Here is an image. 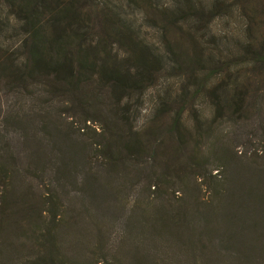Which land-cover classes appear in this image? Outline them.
I'll list each match as a JSON object with an SVG mask.
<instances>
[{
    "label": "trees",
    "instance_id": "obj_1",
    "mask_svg": "<svg viewBox=\"0 0 264 264\" xmlns=\"http://www.w3.org/2000/svg\"><path fill=\"white\" fill-rule=\"evenodd\" d=\"M169 73L187 82L156 96L138 128L141 106L129 104ZM7 98H35L13 125L37 145L34 170L47 169L55 187L47 210L32 203L0 131V264H264V167L235 154L230 176L219 130L220 120H251L264 134V0H0V103ZM65 101L85 121L98 114L100 154L52 120L35 125ZM142 171L118 238L117 219L71 195L114 209ZM101 174L121 182L109 190Z\"/></svg>",
    "mask_w": 264,
    "mask_h": 264
},
{
    "label": "rangeland",
    "instance_id": "obj_2",
    "mask_svg": "<svg viewBox=\"0 0 264 264\" xmlns=\"http://www.w3.org/2000/svg\"><path fill=\"white\" fill-rule=\"evenodd\" d=\"M158 2L159 6L165 4V0H158ZM144 31H146L145 33L152 34L149 30L147 31L146 28H144ZM186 82L187 80L182 76H174L171 73L165 74L164 77L160 80V83H156L155 85H153V87L148 88V90L145 91L144 96L138 103L135 102L134 98V100L131 101V104H129L131 106L130 111L134 113L136 105L139 104L137 105V108L141 106V110H139L140 114L137 115L136 113L134 115L136 117V120H134L135 125L138 128H143L148 125L149 121L151 120L150 116L153 111V104L154 101H156V96L160 94H166L170 91H172L171 93L173 95H175V93L177 95L178 90L182 89ZM204 102L205 101L203 99H198L196 101V106L200 111H203L206 116H209V110H205L207 108V104ZM35 105V98H30L22 101H20L19 99L16 100L14 98H7L6 100H2L0 103V131L7 130V135L11 137L12 146H14L13 149L16 153L15 157L17 156L16 165L18 167L17 173L19 174L17 176H19L23 180V186L25 188H30L28 192L30 193L32 203H41L43 201V209L47 210V208L49 207L47 204L48 201L44 202V200L46 201V199L43 196H45V194L49 195L50 191L52 192V189L55 187V185H52L50 181L51 176L47 169L39 168L37 170H34V154L35 151L38 150L37 145L32 143L31 140H26L24 138L23 130H18L13 125V120L16 114L37 109V107L34 108ZM173 108L174 106H172L171 104L168 106V110ZM49 111V120L44 119L41 116H36V126L39 122H48L52 120V122L56 123L62 130L66 132L69 139L74 138V141L77 140L83 141L86 144H92L93 149H95L94 151L92 150V153L100 154V152H98L99 149H96L95 146L99 145V148H101V139L99 138L98 134L100 133L101 126L103 124L98 118V114L87 112L86 116L91 117L92 121H85V116H83L78 110L71 108V105L66 101L65 103H60L56 106H52ZM35 112L37 113V111ZM171 112L172 111H170V114ZM165 118L167 117L165 116ZM188 122L189 124H191L192 122L190 117L188 119ZM219 122L221 123L219 129L221 134L220 145L226 147L228 149V152L230 151L232 156V159L230 160L229 175H234L232 169H234L235 167V162H238L237 159H234L233 157V155L235 154L241 156H252L257 162L256 164H252L256 165V167H264V163H259L262 161V156H255L256 151L261 150V147H263L262 142L264 140V134H262L261 130L257 129L255 126H253V129H251V120H245L244 122L240 123V125H233L228 120H220ZM13 128L16 129L15 132H11ZM212 141L213 140L210 139L207 146H210L209 144L214 142ZM47 145H51V142H47ZM41 150L44 151L42 147ZM42 151H40L41 159L44 158V154ZM49 151L50 150H48V153H50ZM87 172L88 169L86 168H84L82 171V173ZM144 172L145 171H142L139 176L133 178V182L131 181V187H133V185L135 186L132 190L131 196L126 200L124 205L122 203H119L114 209L111 210H109L108 204L103 203V201H105V198H103V200L100 199L89 201L91 198L87 197V200L80 203V196L75 195L78 193V189H74L71 192V195H74L73 197H76L78 199V202L76 201L75 203L77 207H81L84 205L90 206L91 208L102 207L98 216H100L103 220L109 221L111 223H113L117 219V221L115 222V224L113 223V226L111 228L113 229L112 238L114 239V236L115 238H118L119 234H116L115 232L120 233L123 225L122 220L127 212V210L123 208H129L134 200L136 198H139V193H141L143 187L142 178L144 177ZM101 175L102 182L107 185V188L109 190H115V188L121 182L119 178H108L106 177V175ZM63 182L64 181L62 180V183ZM254 183H259V176ZM62 191L64 192L62 187L59 186V193ZM121 198H123V196ZM61 202V205H63L62 211H65L69 206V202Z\"/></svg>",
    "mask_w": 264,
    "mask_h": 264
}]
</instances>
